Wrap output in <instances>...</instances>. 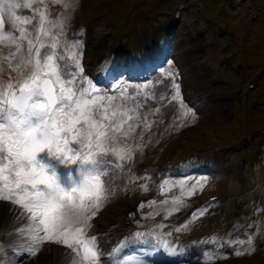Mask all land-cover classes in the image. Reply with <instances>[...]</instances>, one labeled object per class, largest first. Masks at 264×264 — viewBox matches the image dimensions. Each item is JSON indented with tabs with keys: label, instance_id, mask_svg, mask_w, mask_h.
<instances>
[{
	"label": "rangeland",
	"instance_id": "obj_1",
	"mask_svg": "<svg viewBox=\"0 0 264 264\" xmlns=\"http://www.w3.org/2000/svg\"><path fill=\"white\" fill-rule=\"evenodd\" d=\"M211 1L140 0L124 24H119L112 14L114 0L4 1L9 11L3 17L0 34L15 36L19 41L23 28L31 33L35 46L55 43L57 55H63L65 60L78 54L82 44L83 55L78 58L84 69L81 75L87 81L93 78L94 71L99 72L122 56L139 53L149 60L160 44L168 54L148 79L133 84L137 86L135 92L129 93L124 88L109 95L111 101L107 97L98 101L102 105L101 115L105 114L103 108H109L107 115L111 117V110L115 109L125 114V120L132 116L129 123L136 125V132L128 139L117 134L115 152L110 153L114 163L109 175L102 178L106 197L102 206L94 209L97 216L88 221L90 227L86 229L87 236L97 237L105 257L123 236L141 232L145 235L137 242L145 245L131 249L123 257L156 264L166 261L167 256L160 252L188 256V251L193 249L196 264H264V206L255 200L264 196V144L261 143L264 72H260L264 69V0H221L219 8L223 4L225 16L215 13ZM180 2L190 6L175 22L172 15ZM65 3L70 7L65 9ZM17 4L21 5L19 10L31 9L33 13L16 14ZM27 4L32 6L25 7ZM41 11L57 23L67 12L66 27L59 36L35 39L40 31ZM255 12L257 17L253 16ZM26 17L32 20L31 24H24ZM45 31L56 32L58 28L46 25ZM20 45L21 51L27 54V41H21ZM15 48L14 44L0 43V73L4 76L0 83L5 85L9 82L18 85L29 71V68L17 71L15 62L8 58ZM239 61L243 67L233 72L232 65ZM177 74L179 93L171 83ZM256 76L258 81L254 79ZM186 81H190L189 85ZM250 81L255 82L253 89H248ZM194 83L198 84L190 87ZM199 91L206 97L198 102ZM217 93H227L229 99L214 101L213 95ZM188 109H192L195 119ZM252 129L257 131L256 139L244 140L246 152L234 154L233 159L226 158L232 143L250 138ZM251 152L258 153L260 159L258 154V161L252 159ZM36 159L46 164L50 172L56 167L68 166L49 156L47 150L37 154ZM206 161L211 168L203 165ZM143 164L152 165L154 172L141 178L138 173ZM166 167L186 171L192 178L207 177V180L198 184L192 195L189 193L194 181L186 178L173 180L163 191L158 186L161 172L157 170ZM73 186L74 183L61 185L65 191ZM157 188L160 190L158 202L149 206L144 215H126L137 200ZM212 194L219 195L220 199L209 204L204 215L176 231L185 222L181 221L182 217L207 202ZM10 207L14 212L20 211L10 202H0V261L12 255L9 245L18 239L9 233L25 223L9 215ZM247 226H255L254 233L237 236ZM193 246L203 249L196 250ZM237 249L244 254L236 256ZM65 251L60 246L46 244L38 256H19L17 260L25 264H60Z\"/></svg>",
	"mask_w": 264,
	"mask_h": 264
},
{
	"label": "snow or ice",
	"instance_id": "obj_2",
	"mask_svg": "<svg viewBox=\"0 0 264 264\" xmlns=\"http://www.w3.org/2000/svg\"><path fill=\"white\" fill-rule=\"evenodd\" d=\"M50 3H59V0H50ZM15 7L20 8L21 5ZM64 7L67 9L70 5L65 3ZM8 11L9 6L0 0V28ZM67 19L68 14L64 12L57 23L41 11L40 31L35 39L39 41L43 36H59L66 27ZM31 23L30 18L24 19L25 25ZM46 25L58 28V31H45ZM24 40L28 45L27 54L21 51L20 42ZM0 43L16 45L8 58L15 62L17 71L29 68L18 85L0 83V202H10L19 208V212H14L11 207L7 211L15 221L25 222L9 233L18 239L9 245L12 255L0 264H18L19 256L36 257L46 244L67 250L61 254L60 264H143L138 258H117V254L129 244L139 241L144 233L136 232L131 238L121 241L108 252L110 261L106 260L97 237L86 235V229L90 227L88 221L97 216L94 209L98 210L106 197L102 178L109 175L114 163L110 153L115 152L113 146L117 134L128 139L136 132V125L129 123L133 117L128 116L125 120V114L115 109L111 110L109 117V108H103L105 114L101 115L102 105L98 101L106 97L111 101V97L81 75L84 69L78 57L83 55L82 44L79 53L68 58L72 61L69 63L63 55H57L55 43L35 46L31 33L23 28L19 32V41L15 36L0 34ZM3 79L0 73V81ZM84 82H87V88L82 87ZM171 83L179 93L178 74ZM188 113L195 119L192 109H188ZM70 145L78 147L74 149ZM45 150L61 163L79 166L80 179L74 182L71 189L75 190L70 194L61 187L56 173L37 161V154ZM128 156L130 158V153ZM186 179L194 181L190 186L192 191L189 194L192 195L196 186L206 181L207 177L186 176ZM62 193L66 195L62 196ZM66 203L84 208L91 204V209L85 212L79 223L65 224L58 213ZM206 211L207 206L197 209L176 231L187 227ZM243 254V250H235L236 256Z\"/></svg>",
	"mask_w": 264,
	"mask_h": 264
},
{
	"label": "clouds",
	"instance_id": "obj_3",
	"mask_svg": "<svg viewBox=\"0 0 264 264\" xmlns=\"http://www.w3.org/2000/svg\"><path fill=\"white\" fill-rule=\"evenodd\" d=\"M75 189H70L67 194H70L71 191H74ZM66 195L64 193L61 194ZM91 209V204L87 205V208L81 207L76 204L72 203H66L63 204L62 207L59 209V216L62 219V222L65 224H73V223H79L87 210Z\"/></svg>",
	"mask_w": 264,
	"mask_h": 264
},
{
	"label": "bare ground",
	"instance_id": "obj_4",
	"mask_svg": "<svg viewBox=\"0 0 264 264\" xmlns=\"http://www.w3.org/2000/svg\"><path fill=\"white\" fill-rule=\"evenodd\" d=\"M186 82H188V81H186ZM198 82H200V81H198ZM189 83H190V81L188 82V85H189ZM197 84L198 83H194V84L190 85V87H194ZM206 90L209 91L210 86H207ZM200 95H202V92H200ZM204 97H206V95H204ZM193 252H194L193 249L189 250L187 253L188 256H179V255H176L174 253L169 254V253L160 252V255L165 254L167 256V257H165L166 261L156 262V264H196L197 260L194 258ZM17 262H18V264H25L23 261L17 260Z\"/></svg>",
	"mask_w": 264,
	"mask_h": 264
},
{
	"label": "trees",
	"instance_id": "obj_5",
	"mask_svg": "<svg viewBox=\"0 0 264 264\" xmlns=\"http://www.w3.org/2000/svg\"><path fill=\"white\" fill-rule=\"evenodd\" d=\"M135 0H128V5L126 7H121V6H118L117 9H116V12L118 15L122 16V12L124 9L128 8L130 6V4L134 3Z\"/></svg>",
	"mask_w": 264,
	"mask_h": 264
}]
</instances>
